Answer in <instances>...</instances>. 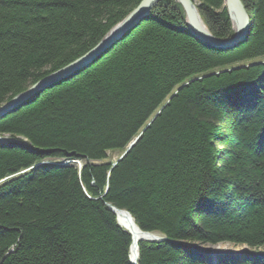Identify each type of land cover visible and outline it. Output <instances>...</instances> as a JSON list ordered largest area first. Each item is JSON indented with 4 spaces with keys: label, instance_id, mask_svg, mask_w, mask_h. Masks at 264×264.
Masks as SVG:
<instances>
[{
    "label": "trees",
    "instance_id": "obj_1",
    "mask_svg": "<svg viewBox=\"0 0 264 264\" xmlns=\"http://www.w3.org/2000/svg\"><path fill=\"white\" fill-rule=\"evenodd\" d=\"M196 1L213 36L234 34L225 0ZM240 1L251 30L237 47L200 43L181 6L161 0L89 66L0 117V264H132V237L107 204L164 239L141 241L137 264H264V252L211 263L202 251L264 248V63L211 74L264 56V0ZM141 2L0 0V106L88 54ZM183 82L125 157L104 163Z\"/></svg>",
    "mask_w": 264,
    "mask_h": 264
},
{
    "label": "water",
    "instance_id": "obj_2",
    "mask_svg": "<svg viewBox=\"0 0 264 264\" xmlns=\"http://www.w3.org/2000/svg\"><path fill=\"white\" fill-rule=\"evenodd\" d=\"M160 0H143L140 5L135 8L120 24L115 26L107 36L88 54L83 56L82 58L74 61L70 65L65 68L50 74L49 76L42 79L40 82L32 86L29 90L17 96L10 102H8L4 107L0 108V116L5 115L6 113L12 111L18 105L25 102L27 99L29 100L34 94L37 92L43 91L50 86L62 81L69 76L77 73L80 69H84L89 66L92 62H94L99 56H101L104 52H106L113 44L121 40L128 31H131L137 24H139L142 20L148 17L151 13L153 7ZM182 8L184 12V19L187 26V33L193 36L199 42L204 43L205 45L218 49V50H227L234 47H237L240 43H242L248 34H250L251 30V22L250 18L246 12V9L242 5L240 0H225V8L227 10L229 19L232 22V27L234 30V34L228 39H222L213 36L208 29L206 28L200 14L198 12L197 4L194 0H175ZM153 121V120H152ZM151 121V122H152ZM146 129V128H145ZM144 129V131H145ZM8 143L9 141L0 137V143ZM19 144H24L27 150L35 152L34 149L28 143L23 141H16ZM137 140H134L129 149H131ZM129 150L125 152L127 154ZM108 209L117 216L118 212H125L127 215L131 216L130 213L124 209H119L116 206L111 204H107ZM132 218V217H131ZM118 220V219H117ZM142 231V230H141ZM145 234L150 235L151 233L142 231ZM151 239L149 242H157L158 240H164L155 235H150ZM133 241V238H132ZM211 254L209 255V260L211 263H216L220 257V255H242L247 250H243L241 252H229V251H220V250H210ZM234 253V254H233ZM137 257L134 260L130 258L132 264H137Z\"/></svg>",
    "mask_w": 264,
    "mask_h": 264
},
{
    "label": "rangeland",
    "instance_id": "obj_3",
    "mask_svg": "<svg viewBox=\"0 0 264 264\" xmlns=\"http://www.w3.org/2000/svg\"><path fill=\"white\" fill-rule=\"evenodd\" d=\"M143 1V0H142ZM161 1V0H160ZM160 1L153 7V8H156L157 6H158V4L160 3ZM195 2H196V4H197V1L195 0ZM242 3V2H241ZM242 5H243V3H242ZM244 6V5H243ZM245 8V7H244ZM152 11V10H151ZM231 21V20H230ZM122 22V21H121ZM121 22H119L118 24H120ZM232 23V22H231ZM117 24V25H118ZM185 24H186V22H185ZM116 25V26H117ZM138 25V24H137ZM136 25V26H137ZM135 26V27H136ZM115 28V27H114ZM131 31H128L127 32V34H129ZM126 34V35H127ZM248 36H249V34H248ZM248 36L246 37V38H248ZM200 43H202V42H200ZM202 44H204V43H202ZM205 45V44H204ZM215 49V48H214ZM256 63H264V56H261L260 58L258 57L257 59H250V60H247V61H243V62H239V63H235V64H232V65H229V66H226V67H223V68H217L216 70H214L213 72H211V74H218V73H220V72H223V71H225V70H229L230 68H238V67H244V66H246V65H249V64H251V65H255ZM81 70H83V69H80L79 71H81ZM79 71H77V72H79ZM187 85V83H185V82H183V83H181L180 85H178L177 87H175L174 88V90L171 92V94L166 98V100L162 103V105L154 112V114L152 115V117L150 118V120L147 122V124L144 126V127H142L141 129H140V131H139V134L133 139V141L134 140H139V138L141 137V135L144 133V129L146 128H148L149 127V125L152 123L151 121L152 120H154L160 113H161V111L169 104V102L171 101V99L178 93V91L182 88V87H184V86H186ZM34 86V85H33ZM41 92V91H40ZM40 92H37L36 94H34L31 98H34V97H36L37 96V94L38 93H40ZM21 95V94H20ZM19 96V95H18ZM17 97V96H16ZM16 97H14V98H16ZM13 98V99H14ZM30 98V99H31ZM13 99H11V100H13ZM10 100V101H11ZM9 101V102H10ZM26 101H28V99L26 100ZM25 101V102H26ZM25 102H23V103H25ZM8 103V102H7ZM7 103H5V104H3L2 106H0V108L1 107H4V105H6ZM22 103V104H23ZM22 104H20V105H22ZM20 105H18V106H20ZM17 106V107H18ZM16 107V108H17ZM15 109V108H14ZM13 109V110H14ZM11 112V111H10ZM9 113V112H8ZM7 114V113H6ZM2 116H4V115H2ZM2 116H0V117H2ZM145 129V130H146ZM0 137H4V138H6L7 139V137L6 136H0ZM16 141H21V140H16ZM15 141V142H16ZM132 141V142H133ZM131 142V143H132ZM130 143V144H131ZM130 144L126 147V148H124V149H120V150H112V151H109L108 153H107V159L106 160H104V163H106V164H109L110 166H111V168H113L114 166H116V164L121 160V159H123L124 157H125V152L127 151V150H131V149H129V147H130ZM128 151V152H129ZM127 152V153H128ZM43 164H46V163H41V164H37L36 166H38V165H43ZM25 172V171H24ZM116 216V215H115ZM116 220H117V217H116ZM117 223H118V220H117ZM154 234V233H153ZM156 236L158 235V234H155ZM153 244L154 243H161V241L160 240H158L157 242H152ZM221 244H223L224 246H226L227 245V251H229V252H241V251H243L244 249H247L248 251H250V252H252V253H259V252H263L264 251V248H260V249H250V248H245V246H241V245H233V244H231V243H221ZM218 245V244H217ZM217 245H206V246H203L202 247V251L203 252H205L206 253V255H208V258H209V255L211 254V251L210 250H212V249H216V247H217ZM131 247H132V245H131ZM130 251H131V248H130ZM220 251H225V250H220ZM234 254V253H233ZM138 257H139V255H138ZM221 257H240V255H237V254H234V255H220V257L219 258H221ZM219 260V259H218Z\"/></svg>",
    "mask_w": 264,
    "mask_h": 264
},
{
    "label": "bare ground",
    "instance_id": "obj_4",
    "mask_svg": "<svg viewBox=\"0 0 264 264\" xmlns=\"http://www.w3.org/2000/svg\"><path fill=\"white\" fill-rule=\"evenodd\" d=\"M254 59H257V58H254ZM116 217H117L118 223L121 225V227L125 231H127L131 235V237L133 238L132 247H131V251H130V258L135 261V259L137 257V253H138L139 243L141 241H148L149 239L153 238L150 235H155V234L151 233L150 235H148V234L143 233L141 231V229L138 227V225L135 223L134 219L131 218V216L127 215L125 212H118ZM243 246H245V245H243ZM245 248H248V247L245 246ZM216 250L227 251L228 250L227 245L224 246L223 244L220 243L217 245ZM244 250H247V249H244ZM242 255H255L256 256L255 253H252L248 250H247V252H244Z\"/></svg>",
    "mask_w": 264,
    "mask_h": 264
}]
</instances>
